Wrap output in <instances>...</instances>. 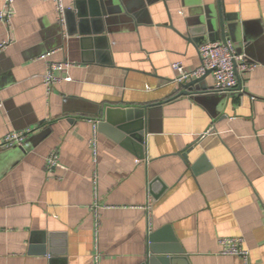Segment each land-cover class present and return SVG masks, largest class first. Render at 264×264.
Masks as SVG:
<instances>
[{
    "label": "crops",
    "instance_id": "0c3cea01",
    "mask_svg": "<svg viewBox=\"0 0 264 264\" xmlns=\"http://www.w3.org/2000/svg\"><path fill=\"white\" fill-rule=\"evenodd\" d=\"M136 1L119 0L99 35L73 15L59 24L50 0H14L0 23V139L29 133L0 150V264H92L95 253L100 264H241L220 238H241L249 264H264V0H160L144 14ZM219 11L224 38L257 66L242 92H209V75L206 94L179 95L171 64L195 69L198 48L222 40L188 27ZM49 62L70 67L47 95ZM131 108L144 113L131 121L142 148L112 124Z\"/></svg>",
    "mask_w": 264,
    "mask_h": 264
},
{
    "label": "built area",
    "instance_id": "2783aa9c",
    "mask_svg": "<svg viewBox=\"0 0 264 264\" xmlns=\"http://www.w3.org/2000/svg\"><path fill=\"white\" fill-rule=\"evenodd\" d=\"M55 4V13L57 22L65 25V7L64 0H50ZM14 16V0H4L0 9V23L9 26ZM6 45L2 44L0 50ZM200 64L197 68L186 70L181 63L171 64L174 73L173 83L180 85L184 82L199 78L207 71L211 72L212 86L209 89L211 93L227 94L231 92H242L245 82L244 76L256 68V64L251 63L245 54L239 52L232 42L228 39L209 42L198 48ZM70 67L67 62H49L47 63L46 72L42 76V82L45 93L49 95L52 88L60 81L68 78H61L56 73L66 71ZM93 126L92 136L88 142L91 158L94 164L97 163L98 157V124L99 121H89ZM29 133L12 131L0 139V150L11 148H24ZM58 164V155L56 152L51 153L46 159L45 168L47 173H52ZM94 200L91 205V212L98 225L99 209L97 204V176L91 177ZM150 244V241L148 242ZM218 244L221 248L220 254L223 256H234L239 258L241 264H249V252L243 248L241 238H220ZM100 257L97 253L92 257V264H100Z\"/></svg>",
    "mask_w": 264,
    "mask_h": 264
},
{
    "label": "water",
    "instance_id": "95a60500",
    "mask_svg": "<svg viewBox=\"0 0 264 264\" xmlns=\"http://www.w3.org/2000/svg\"><path fill=\"white\" fill-rule=\"evenodd\" d=\"M160 0H137L135 7L138 9L136 13L144 14L145 7L151 5L154 2ZM119 0H73L72 6H69L65 10V25L67 26V18L71 15L78 19V29L81 34L88 35H99L102 33L101 25L108 21V18L114 14L117 9L115 7ZM134 7V8H135ZM135 11V10H134ZM129 13L127 10L125 11ZM137 14H135V17ZM227 19L224 17L223 12H218V17H207V21H199L195 25L189 28L190 34L192 36L200 35L206 37L208 40L217 39V32H220L222 40H225L224 33L225 29L228 27ZM90 28H89V27ZM229 28V27H228ZM211 74L207 71L203 76L187 81L179 85L181 92L179 95H189L191 97H196L204 95L207 93V88L204 86V81L207 76ZM113 110L109 109L106 111V117L104 118L105 124L111 123L109 114ZM121 117L118 121L112 123L117 127L118 131L126 137V139L132 143H135L140 148L143 147V136L141 135L142 127L136 130V127L131 123L132 119L139 120L144 117V113L140 109H127L119 110ZM103 123H100L102 125ZM181 155L186 160V153L182 152ZM152 238V237H151ZM153 239V238H152ZM152 239L150 242L152 243ZM151 246V245H150ZM159 260V258H156ZM161 261V260H160ZM154 263V259L150 260Z\"/></svg>",
    "mask_w": 264,
    "mask_h": 264
}]
</instances>
